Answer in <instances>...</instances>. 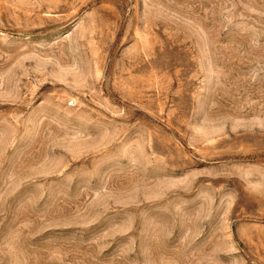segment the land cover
I'll return each mask as SVG.
<instances>
[{"label": "rangeland", "instance_id": "rangeland-1", "mask_svg": "<svg viewBox=\"0 0 264 264\" xmlns=\"http://www.w3.org/2000/svg\"><path fill=\"white\" fill-rule=\"evenodd\" d=\"M0 264H264V0H0Z\"/></svg>", "mask_w": 264, "mask_h": 264}]
</instances>
